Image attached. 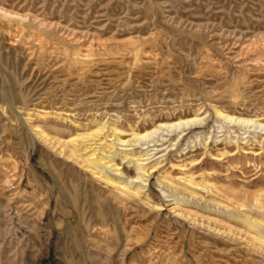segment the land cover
Listing matches in <instances>:
<instances>
[{
	"label": "rangeland",
	"instance_id": "obj_1",
	"mask_svg": "<svg viewBox=\"0 0 264 264\" xmlns=\"http://www.w3.org/2000/svg\"><path fill=\"white\" fill-rule=\"evenodd\" d=\"M0 264H264V0H0Z\"/></svg>",
	"mask_w": 264,
	"mask_h": 264
},
{
	"label": "bare ground",
	"instance_id": "obj_2",
	"mask_svg": "<svg viewBox=\"0 0 264 264\" xmlns=\"http://www.w3.org/2000/svg\"><path fill=\"white\" fill-rule=\"evenodd\" d=\"M227 118V117H226ZM229 120L233 121L234 119L230 118ZM192 121H189V122H182V123H176V124H173V125H170L169 128H173V127H177V126H181V125H188V123H191ZM147 135H143L142 138H145ZM147 138V137H146Z\"/></svg>",
	"mask_w": 264,
	"mask_h": 264
}]
</instances>
